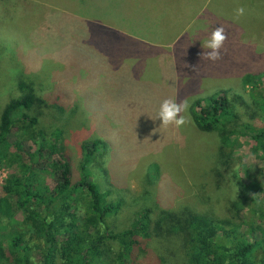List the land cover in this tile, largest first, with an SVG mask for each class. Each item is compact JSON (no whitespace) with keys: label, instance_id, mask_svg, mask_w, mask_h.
I'll return each mask as SVG.
<instances>
[{"label":"rangeland","instance_id":"obj_1","mask_svg":"<svg viewBox=\"0 0 264 264\" xmlns=\"http://www.w3.org/2000/svg\"><path fill=\"white\" fill-rule=\"evenodd\" d=\"M188 1L185 13L179 9L182 18L173 19H182L181 26L149 46L117 30L124 28H118L117 17L131 12V0H0V119L6 104L21 94L19 83H33L43 100L31 111L38 129L67 149L75 180L85 143L102 140L90 179L108 199L122 201L111 220L116 230L128 227L142 209L151 208L155 218L160 209L183 204L228 217L244 230L245 211L238 218L232 201L251 179H264V160L249 137L241 136V145L228 148L219 161L218 133L199 130L191 114L196 100L224 90L230 98L249 100L244 75L264 73V0ZM239 6L245 14L236 18ZM217 26L224 27L227 40L222 58L212 62L201 58L202 42ZM167 98L188 99L182 114L189 123L161 127L158 112ZM52 157H29L50 186L56 183ZM8 174L0 166V215L14 210V200L1 196ZM180 247L175 238L155 239L150 260L179 264ZM148 261L144 254L133 264Z\"/></svg>","mask_w":264,"mask_h":264},{"label":"trees","instance_id":"obj_2","mask_svg":"<svg viewBox=\"0 0 264 264\" xmlns=\"http://www.w3.org/2000/svg\"><path fill=\"white\" fill-rule=\"evenodd\" d=\"M243 85L249 100L230 98L224 90L191 107L199 130L218 133L222 162L228 148L241 145V136L254 142L253 150L264 160V73L245 74ZM19 86L21 94L6 104L0 119V166L9 168L1 196L14 200V210L0 215V264H133L144 254L148 264H158L150 260L155 258L149 255L150 243L172 238L181 243L179 264H264V179H251L232 201L238 218L245 211L244 230L228 217L185 204L162 208L155 218L151 208L142 209L128 227L116 230L111 220L122 201L108 199L90 179V163L103 141L93 140L91 147L85 143L75 180L67 149L38 129L39 118L31 111L43 100L33 83L21 81ZM45 152L54 157L53 186L29 162Z\"/></svg>","mask_w":264,"mask_h":264},{"label":"crops","instance_id":"obj_3","mask_svg":"<svg viewBox=\"0 0 264 264\" xmlns=\"http://www.w3.org/2000/svg\"><path fill=\"white\" fill-rule=\"evenodd\" d=\"M131 1V12L128 13L127 16L117 17L118 28L122 25L124 27L123 29L119 28L117 30L121 31L122 34L130 36L132 40H144V43L149 46H156L158 42L170 37L169 32L172 31L174 25H177V27L181 26L182 19H180V23L178 24H173V19L178 16L182 18L181 15L183 11L185 13V11L189 9V4L191 3L188 0ZM186 15L190 18L194 16L188 11ZM186 17L187 16H185V18ZM127 22L131 25H127ZM125 26L128 28H125ZM178 29L179 28H177V30ZM129 46L132 47L133 44H129Z\"/></svg>","mask_w":264,"mask_h":264},{"label":"clouds","instance_id":"obj_4","mask_svg":"<svg viewBox=\"0 0 264 264\" xmlns=\"http://www.w3.org/2000/svg\"><path fill=\"white\" fill-rule=\"evenodd\" d=\"M236 18L245 14V8L239 6L234 9ZM227 40V35L223 26L215 27L205 41L202 42V48L205 51L202 53V59L216 62L222 58L221 49ZM196 67L193 71L196 72ZM190 104L188 99L177 102L172 98L164 99L160 105L158 118L162 119V126L174 125L176 128L183 127L190 122V119L183 115L189 110ZM156 131V130H154Z\"/></svg>","mask_w":264,"mask_h":264}]
</instances>
